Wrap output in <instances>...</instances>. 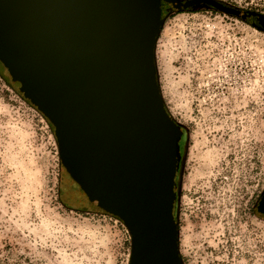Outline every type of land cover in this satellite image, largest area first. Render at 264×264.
Returning <instances> with one entry per match:
<instances>
[{
	"label": "rangeland",
	"instance_id": "obj_1",
	"mask_svg": "<svg viewBox=\"0 0 264 264\" xmlns=\"http://www.w3.org/2000/svg\"><path fill=\"white\" fill-rule=\"evenodd\" d=\"M220 1L264 14V0ZM163 18L156 65L182 129L183 264H264V31L208 6ZM69 177L52 126L0 77V264L130 263L124 221L73 198Z\"/></svg>",
	"mask_w": 264,
	"mask_h": 264
},
{
	"label": "water",
	"instance_id": "obj_2",
	"mask_svg": "<svg viewBox=\"0 0 264 264\" xmlns=\"http://www.w3.org/2000/svg\"><path fill=\"white\" fill-rule=\"evenodd\" d=\"M167 1L243 16L220 0ZM162 2L0 0V61L54 125L62 163L89 201L128 227L129 264H183L175 212L182 129L156 65ZM252 13L264 31V14Z\"/></svg>",
	"mask_w": 264,
	"mask_h": 264
},
{
	"label": "flooded vegetation",
	"instance_id": "obj_3",
	"mask_svg": "<svg viewBox=\"0 0 264 264\" xmlns=\"http://www.w3.org/2000/svg\"><path fill=\"white\" fill-rule=\"evenodd\" d=\"M182 1H186V0H182ZM203 6H208V5H203ZM210 7V6H208ZM191 8H194V7H189L187 9H191ZM185 9V10H187ZM171 10H177L175 5H173L172 2L170 1H167V0H163L162 2V17L163 15L167 14V12L171 11ZM242 11V17L243 19L245 20H250L251 23L257 28V26H259L261 23H260V17L259 15L257 14H253L252 12H256V11H253V10H243V9H240ZM257 13H260V12H257ZM263 14V13H262ZM9 72L7 71V69L5 68V66L1 63L0 61V77L1 78H5V79H9L8 76H10L8 74ZM263 194V193H262ZM85 197V194H81L80 196H78L77 198L76 197H73L75 199H78L80 197ZM262 196V195H261ZM87 197V196H86ZM88 198V197H87ZM261 198V197H260ZM260 201V200H259ZM90 203V202H89ZM92 204V203H91ZM259 204V202H258ZM258 207V206H257ZM260 213V212H259Z\"/></svg>",
	"mask_w": 264,
	"mask_h": 264
},
{
	"label": "trees",
	"instance_id": "obj_4",
	"mask_svg": "<svg viewBox=\"0 0 264 264\" xmlns=\"http://www.w3.org/2000/svg\"><path fill=\"white\" fill-rule=\"evenodd\" d=\"M9 74V73H8ZM10 75V74H9ZM8 78L9 79H5V81L13 88V89H15L17 92H18V94L30 105V106H33L34 108H36L35 106H34V104H32L31 102H30V100H28L24 95H23V93L15 86V84H14V82L12 81V79H11V76H8ZM37 109V108H36ZM43 114V113H42ZM44 115V114H43ZM45 116V115H44ZM45 118L47 119V121H48V123L52 126V128L54 129V131H55V128H54V125L50 122V120L45 116ZM70 179V180H69ZM69 179H68V181H69V187H68V189L71 191V193H72V197H75V195H74V192H75V190L76 189H78L79 191L81 190V194L83 195V194H85V192L83 191V189L80 187V185L70 176L69 177ZM72 181V182H71ZM80 196V195H79ZM87 195L85 194V198L87 199V202H90L89 201V199L86 197ZM77 198V197H76ZM79 199H81V197L79 198ZM77 201H78V199H77ZM63 203V202H62ZM64 204V203H63ZM90 204H91V202H90ZM92 205H94L93 203H92ZM115 216V215H114ZM262 216V215H261ZM116 218H118V219H120V220H122L120 217H118V216H115Z\"/></svg>",
	"mask_w": 264,
	"mask_h": 264
}]
</instances>
